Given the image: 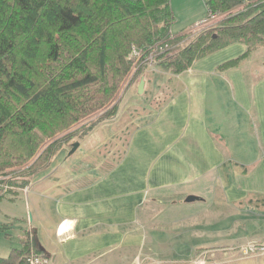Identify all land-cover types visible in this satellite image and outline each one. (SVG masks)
I'll return each mask as SVG.
<instances>
[{"label": "trees", "instance_id": "1", "mask_svg": "<svg viewBox=\"0 0 264 264\" xmlns=\"http://www.w3.org/2000/svg\"><path fill=\"white\" fill-rule=\"evenodd\" d=\"M206 7V14L223 19L188 38L171 34L170 0H0V202L47 170L73 140L117 116L116 99L134 67L132 82L142 79L150 59L177 76L195 62L243 45L242 55L216 69L227 71L264 48V0H208ZM165 100L153 98L149 105L159 111ZM132 116L117 121L114 133L121 135L122 149L105 159L90 184L123 160L137 129L124 127ZM235 205L263 213L264 197L249 194ZM11 224H0V236H15L19 246L0 257V264H28L30 256L48 260L33 230Z\"/></svg>", "mask_w": 264, "mask_h": 264}, {"label": "crops", "instance_id": "2", "mask_svg": "<svg viewBox=\"0 0 264 264\" xmlns=\"http://www.w3.org/2000/svg\"><path fill=\"white\" fill-rule=\"evenodd\" d=\"M207 1L170 0L175 19L171 27L172 36L182 35L199 24L206 17ZM244 51L243 45H232L195 62L188 71L174 76L186 74L187 79L193 80L186 83V90L182 93L163 97L165 102L169 99L168 104L160 108L155 122L146 128L137 127L130 136L128 152L123 160L94 183L90 184L91 180L76 189L61 192L64 189L60 185L46 178L51 188L44 197L46 206L54 203L53 208H47L48 220L42 210H38L36 215L31 212L32 222L27 220L29 208L25 213H17L16 202L20 195L16 193V196L7 195L0 202V224L12 222L13 228L33 230L49 264H83V261L85 264H99L98 248L101 242H106L102 247L104 260H114L112 254L109 256V250H112L109 245L112 246L114 240L115 222L124 224L131 221V212L136 206L132 207V198L139 197L134 203L139 208L149 197L155 203L179 200L180 207L190 208L194 204L184 203V199L198 196L201 200L195 201V204H201L204 195H211L217 186L218 171L215 168L225 160L248 165L252 175L250 179L248 176L240 177L241 186L248 182L250 194L264 197V63H261V71L255 73V79H249L250 85L240 71L248 61L238 68L223 72L216 70ZM210 58L220 60L213 65L208 62ZM215 71L224 74V79L230 84L232 93L229 98L233 106L240 105L237 101L244 100L248 95L254 98V121L259 136L256 142L250 135L248 147L238 148L232 143L230 131L220 132L221 124L214 118L215 113L210 111L212 105L217 104V111L225 106L221 99L210 102V96L216 93V88L211 85L216 77L205 74ZM237 82L238 88L235 90ZM209 130L220 133L217 137L211 136ZM135 146L147 150L150 158L139 163V152H134ZM133 159L139 164L134 166L137 168L134 170ZM224 171L226 176L227 172ZM30 184L26 187L29 188ZM132 191H135V196ZM224 195L227 196L226 191ZM14 220L18 222L13 223ZM98 227L102 229V234H99ZM9 234L11 236V232ZM109 236L111 242L108 244ZM13 238L3 239L0 236V257L5 258L14 248L11 243Z\"/></svg>", "mask_w": 264, "mask_h": 264}, {"label": "rangeland", "instance_id": "3", "mask_svg": "<svg viewBox=\"0 0 264 264\" xmlns=\"http://www.w3.org/2000/svg\"><path fill=\"white\" fill-rule=\"evenodd\" d=\"M241 8L242 6L230 12H236ZM221 19L223 16H219L209 26H216ZM209 26L199 29L194 27L191 31H185L183 35L192 38ZM133 57L138 59L137 54ZM217 60L220 58H210L208 62L215 65ZM261 63H264V48L256 49L240 70L243 76L247 77L249 85V79L254 80L255 73L261 71ZM144 68L142 75L144 85L140 95L136 93L140 79L132 82L137 70L134 67L124 81L127 89L121 90L116 99L119 101L117 116L113 120L96 126L87 137L73 140L72 145L78 143V148L72 155L68 156L71 147L64 148L47 170L29 179L31 182L29 188L25 187L16 191L20 195L16 202L17 213H25L29 208L27 220L32 222V213L36 215L38 210H42L46 213L48 220L49 209L47 208L50 206L53 208L54 203L46 206L44 197L51 189L50 184L46 183V178H51V183L60 185L64 189L61 192L76 189L93 180L100 175L101 171L97 168L105 159L110 161L111 156L122 149L121 135L118 139L115 136L119 132L114 133L117 121L126 115H133L131 121L124 127L132 124L136 128H143L153 124L157 118L155 115L159 114V111L152 110L149 102L153 98L176 96L177 93L186 90V83L193 80L187 79L186 74L174 77L162 72L151 59ZM219 72H208L205 76L216 77L211 83L216 88V93L210 96V102L221 99L225 106L217 111L218 107L215 104L210 107V111L215 113L214 118L221 124L220 132L230 131L233 137L232 143H235L238 148L248 147L247 141L250 135L256 142L259 136L254 121V98L248 95L244 100L237 101L240 105L233 106L229 98L232 88L224 79L225 75ZM237 88L238 82L235 90ZM167 101L164 104L167 105ZM214 118L211 119L214 120ZM80 126L81 124L77 127ZM209 131L211 136L215 137L220 133L213 132L214 130ZM111 143H114V146L110 150ZM135 148L134 152H139V163L145 162V158L147 160L150 158L147 150L136 146ZM127 152L128 150L125 151V155ZM225 163L229 164L226 170L227 176L222 170V165ZM132 164V170L137 169L134 166H139L134 159ZM222 165L215 168V171H218L217 186L213 188L211 195H204V202L201 204H195V201L188 202L193 203L194 206L182 208L179 200L168 202L172 200L168 199V203H155L150 199L152 197H149L148 201L139 208V205L134 204L135 199L139 197L132 198V207L136 206L131 212V221L129 223L125 221L124 224L115 222L114 240L112 246L109 245L112 248L111 251L109 250V256L112 254L114 260H104L102 247L106 242H101L98 248L99 264H264V212L235 205V202L245 199L250 194L248 182L241 186L239 180L244 176L250 179L252 169L248 165L237 164L230 160H225ZM244 167L248 169L243 174L241 168ZM224 191L227 196L224 195ZM132 193L136 195L135 191ZM194 197L198 198L196 201L201 200L198 196ZM239 197L243 198L239 199ZM184 203H187L185 199ZM98 231L102 234L100 227ZM108 238L109 244L110 236ZM11 243L14 248L18 247L15 236ZM47 264H49L48 260ZM83 264H85L84 261Z\"/></svg>", "mask_w": 264, "mask_h": 264}, {"label": "built area", "instance_id": "4", "mask_svg": "<svg viewBox=\"0 0 264 264\" xmlns=\"http://www.w3.org/2000/svg\"><path fill=\"white\" fill-rule=\"evenodd\" d=\"M219 16H224L223 14L221 15H216V14H207V16L195 26L196 29H199L201 27L209 26L211 25ZM27 263L28 264H47V260L43 256H30L27 258Z\"/></svg>", "mask_w": 264, "mask_h": 264}, {"label": "water", "instance_id": "5", "mask_svg": "<svg viewBox=\"0 0 264 264\" xmlns=\"http://www.w3.org/2000/svg\"><path fill=\"white\" fill-rule=\"evenodd\" d=\"M143 85H144V82H143V79L140 80L139 82V85L137 87V93L140 95L142 93V90H143ZM78 148V143H74L68 153V156L72 155L76 149ZM198 198L194 197V196H188L185 201L188 203V202H193V201H196ZM42 250V249H41Z\"/></svg>", "mask_w": 264, "mask_h": 264}]
</instances>
